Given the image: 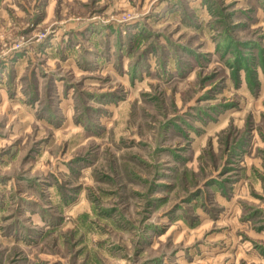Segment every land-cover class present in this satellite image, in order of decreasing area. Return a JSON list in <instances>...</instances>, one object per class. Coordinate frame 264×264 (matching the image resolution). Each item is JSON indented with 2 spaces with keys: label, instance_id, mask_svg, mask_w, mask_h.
<instances>
[{
  "label": "rangeland",
  "instance_id": "1",
  "mask_svg": "<svg viewBox=\"0 0 264 264\" xmlns=\"http://www.w3.org/2000/svg\"><path fill=\"white\" fill-rule=\"evenodd\" d=\"M0 264H264V0H0Z\"/></svg>",
  "mask_w": 264,
  "mask_h": 264
}]
</instances>
